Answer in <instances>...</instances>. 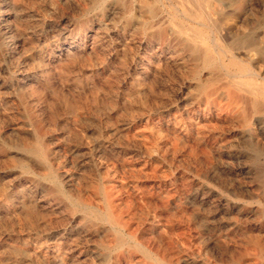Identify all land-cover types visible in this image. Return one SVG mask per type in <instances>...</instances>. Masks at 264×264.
I'll return each mask as SVG.
<instances>
[{"label": "rangeland", "instance_id": "1", "mask_svg": "<svg viewBox=\"0 0 264 264\" xmlns=\"http://www.w3.org/2000/svg\"><path fill=\"white\" fill-rule=\"evenodd\" d=\"M147 1L0 0V264H264V99L256 98L261 111L245 123L227 96L231 89L250 100L240 83L245 79L264 93V0ZM150 7L157 14L152 21ZM203 43L212 71L191 52ZM208 81L212 93L199 87ZM36 147L43 157L26 151ZM114 211L117 221L110 218Z\"/></svg>", "mask_w": 264, "mask_h": 264}, {"label": "bare ground", "instance_id": "2", "mask_svg": "<svg viewBox=\"0 0 264 264\" xmlns=\"http://www.w3.org/2000/svg\"><path fill=\"white\" fill-rule=\"evenodd\" d=\"M29 1V0H28ZM105 1L106 0H94V3L97 5V6H101V5H103L104 3H105ZM147 1V0H146ZM161 1V0H160ZM160 1H159V3H160ZM166 1V0H165ZM186 1V0H185ZM210 1V0H209ZM217 1V0H216ZM138 2V1H137ZM137 2H136V4H137ZM148 2V1H147ZM146 2V3H147ZM178 2V1H177ZM189 2H191V1H189ZM193 2V1H192ZM220 2V1H219ZM120 3V2H119ZM151 3H152V1H151ZM187 3V2H186ZM196 3V2H195ZM202 3V2H201ZM207 3V2H206ZM211 3H213V2H211ZM210 3V4H211ZM109 4V3H108ZM145 4V3H144ZM176 4V3H175ZM191 4V3H190ZM213 4H215V3H213ZM138 5V4H137ZM143 5V3H141V5L140 6H142ZM151 5V4H150ZM192 5V4H191ZM121 6V5H120ZM177 6V5H176ZM187 6V5H186ZM203 6V5H202ZM212 6H214V5H212ZM143 7H144V5H143ZM197 7V6H196ZM201 7V6H200ZM200 7L198 8V9H200ZM216 7V6H215ZM104 8V7H103ZM109 8V7H108ZM113 8V7H112ZM118 8V7H117ZM142 8V7H141ZM188 8V7H187ZM109 9H111V8H109ZM114 9V8H113ZM123 9V8H122ZM144 9V8H143ZM148 9V8H147ZM169 9V8H168ZM118 10H119V8H118ZM173 10H175V9H173ZM185 10V9H184ZM208 10H209V8H208ZM220 10V9H219ZM102 11V10H101ZM115 11V10H114ZM124 11V10H123ZM147 11V10H146ZM211 11V10H210ZM117 12V11H116ZM115 12V13H116ZM122 12V11H121ZM121 12H119V13H121ZM176 12V11H175ZM196 12V11H195ZM202 12V11H201ZM208 12V11H207ZM100 13V12H99ZM104 13V12H103ZM114 13V14H115ZM176 13H178V12H176ZM190 13V12H189ZM29 14V13H28ZM27 14V15H28ZM101 14V13H100ZM99 14V15H100ZM113 14V15H114ZM117 14V13H116ZM122 14V13H121ZM121 14H120V16H121ZM138 14H140V13H138ZM213 14H214V12H213ZM212 14V15H213ZM221 14V13H220ZM95 15V14H94ZM111 15V14H110ZM155 15H157L156 14V10L154 9V8H152V7H150L149 9H148V20H153L154 18H155ZM201 15V14H200ZM200 15H199V18H202V17H204V16H202V17H200ZM133 16V15H132ZM206 16V15H205ZM209 16V15H208ZM92 17V16H91ZM94 17V16H93ZM98 17H100V16H98ZM114 17V20H115V15L113 16ZM144 16H142V18H143ZM197 17H198V14H197ZM214 17V16H213ZM216 17H218V16H216ZM138 18H139V16H138ZM141 18V19H142ZM146 17H144V19H145ZM210 18V17H209ZM94 19V18H93ZM130 19H132V20H134L135 21V18H133V17H130ZM180 19V18H179ZM215 19V18H214ZM107 20V19H106ZM109 20H110V18H109ZM143 20V19H142ZM142 20H141V22H142ZM161 20H162V18H161ZM200 20V19H199ZM198 20V21H199ZM204 20V19H203ZM214 21V20H213ZM107 22V21H106ZM123 22V21H122ZM128 22V21H127ZM133 22V21H132ZM145 22V21H144ZM208 22V21H207ZM219 22V21H218ZM96 23V22H95ZM110 23V22H109ZM156 23V22H155ZM3 24V23H2ZM126 24V23H125ZM133 24V23H132ZM143 24V23H142ZM166 24V23H165ZM193 24V23H192ZM219 24V23H218ZM221 24V23H220ZM241 24V23H240ZM112 25V24H111ZM144 25V24H143ZM158 25V24H157ZM195 25V24H194ZM217 25V24H216ZM215 25V26H216ZM121 25H119V27H120ZM139 26H141V25H139ZM154 26V25H153ZM156 26V25H155ZM164 26V25H163ZM198 26V25H197ZM200 26V25H199ZM203 26V25H202ZM214 26V25H213ZM231 26V25H230ZM107 27V26H106ZM113 27V26H112ZM166 27V26H165ZM201 27V26H200ZM205 27V26H204ZM220 27V26H219ZM222 27L223 26H221L220 28L222 29ZM225 27V26H224ZM223 27V28H224ZM238 27V26H237ZM160 28H162V27H160ZM164 28V27H163ZM214 28V27H213ZM140 30H141V28H139ZM225 29V28H224ZM238 29H239V27H238ZM97 30H99L100 31V29H97ZM130 30V29H129ZM137 31H138V29H136ZM155 30V29H154ZM153 30V31H154ZM159 30V29H158ZM163 30V29H162ZM161 30V31H162ZM165 30V29H164ZM171 30V29H170ZM205 30V29H204ZM209 30V29H208ZM235 30V29H234ZM27 31V30H26ZM95 32H96V30H94ZM105 31V30H104ZM103 31V32H104ZM107 31V30H106ZM105 31V32H106ZM109 31H110V29H109ZM183 31V30H182ZM226 31V30H225ZM228 31H230V30H228ZM239 31V30H238ZM113 32V31H112ZM136 32V31H135ZM204 32V31H203ZM214 32H216V31H214ZM213 32V33H214ZM220 32H221V30H220ZM18 33V32H17ZM16 33V34H17ZM90 33V32H89ZM149 33V32H148ZM175 33L176 32H174V35H175ZM212 33V32H211ZM230 33V32H229ZM20 34V33H19ZM92 34V33H91ZM100 34V33H99ZM109 34V33H108ZM173 34V33H172ZM217 34V33H216ZM96 35H98V34H96ZM122 35V34H121ZM130 35V34H129ZM128 35V36H129ZM177 35V34H176ZM225 35V34H224ZM67 36V35H66ZM103 36H104V34H103ZM146 36V35H145ZM149 36V35H148ZM169 36V35H168ZM182 36V35H181ZM179 37V38H182V37ZM221 36V35H220ZM228 36V35H227ZM21 37H24V36H21ZM61 37V36H60ZM63 37V36H62ZM94 37V36H93ZM122 37H123V35H122ZM134 37H136V36H134ZM142 37V36H141ZM140 37V38H141ZM147 37V36H146ZM173 37V36H172ZM190 37V36H189ZM218 37V36H217ZM91 38V37H90ZM103 38V37H102ZM148 38H150V37H148ZM169 38V37H168ZM184 38V37H183ZM182 38V39H183ZM194 38V37H193ZM222 39H223V37H221ZM229 39H230V37H228ZM228 38H226V40L228 39ZM65 39V38H64ZM87 39V38H86ZM108 39V38H107ZM123 39V38H122ZM207 39V38H206ZM205 39V40H206ZM228 39V40H229ZM23 40V39H22ZM104 40H106V39H104ZM180 40V39H179ZM184 40V39H183ZM223 40H225V38L223 39ZM228 40H227V42H228ZM255 40V39H254ZM253 40V41H254ZM109 41V40H108ZM186 41H187V39H186ZM19 42V41H18ZM73 42V41H72ZM101 42H103V41H101ZM110 42V41H109ZM143 42V41H142ZM142 42H140V44L142 43ZM223 42V41H222ZM225 42V41H224ZM107 43V42H106ZM116 43V42H115ZM182 43V42H181ZM180 43V44H181ZM186 43V42H185ZM198 43H199V41H198ZM214 43V42H213ZM125 44V43H124ZM127 44H128V42H127ZM178 44H179V42H178ZM190 44V43H189ZM215 44V43H214ZM17 45V44H16ZM103 45V44H102ZM111 45V44H110ZM192 45V44H191ZM210 45V44H209ZM19 46V45H18ZM71 46V45H70ZM133 46V45H132ZM188 46V45H187ZM65 47V46H64ZM98 47V46H97ZM126 47V46H125ZM160 47V46H159ZM105 48V47H104ZM123 48H124V46H123ZM88 49V48H87ZM120 49H122V48H120ZM128 49L130 50V48L128 47ZM147 49V48H146ZM153 49V48H152ZM217 49V48H216ZM110 50V49H109ZM126 50V49H125ZM133 50V49H132ZM213 50V49H212ZM222 50V49H221ZM61 51V50H60ZM103 51V50H102ZM108 51V50H107ZM106 51V52H107ZM127 52H128V50H126ZM171 51V50H170ZM81 52V51H80ZM105 52V51H104ZM121 52H124L123 50L121 51ZM188 53H189V51H187ZM191 52H193V54H195L196 56L197 55H201L202 56V64H203V66H205V67H207V68H209V70H213L214 69V67L212 66V64H211V54H210V52H209V50H208V47H207V45H206V43H203V46L202 47H194L193 46V48H192V51ZM180 53V52H179ZM184 53V52H183ZM134 54H136V52L134 53ZM153 54V53H152ZM5 55V54H4ZM90 55V54H89ZM99 55V54H98ZM97 55V57H100V56H98ZM160 55V54H159ZM182 55H184V54H181V56ZM106 56V55H105ZM149 56V55H148ZM188 56V55H187ZM194 56V55H193ZM195 56V57H196ZM200 56V57H201ZM72 57H74V56H72ZM102 57V56H101ZM159 57V56H158ZM179 57V56H178ZM186 57V56H185ZM217 57V56H216ZM244 57H245V55H244ZM3 58V57H2ZM7 58V57H6ZM5 58V59H6ZM76 58H78V57H76ZM80 58V57H79ZM91 58V57H90ZM121 58V57H120ZM134 58V57H133ZM153 58V57H152ZM179 58H181V57H179ZM197 58V57H196ZM246 58V57H245ZM248 58V57H247ZM35 59V58H34ZM85 59V58H84ZM86 59H87V56H86ZM85 59V60H86ZM94 59V58H93ZM118 59V58H117ZM124 59V58H123ZM175 59V58H174ZM187 59V58H186ZM38 60V59H37ZM120 60V59H119ZM132 60V59H131ZM183 60V59H182ZM181 60V61H182ZM192 59H190V61H191ZM246 60V59H245ZM50 61V60H49ZM105 61H106V58H105ZM126 61V60H125ZM179 61V60H178ZM189 61V62H190ZM195 61V60H194ZM199 61V60H198ZM37 62V61H36ZM73 62V61H72ZM79 62V61H78ZM80 62H83V60L82 61H80ZM88 62V61H87ZM87 62H85V63H87ZM90 62V61H89ZM87 63V64H90V63ZM154 62V61H153ZM64 63H66V62H64ZM76 63H77V60H76ZM91 63H92V61H91ZM95 63V62H94ZM121 63V62H120ZM123 63H124V61H123ZM122 63V64H123ZM135 63V62H134ZM62 64V63H61ZM73 64H74V62H73ZM80 63H78V65H79ZM84 64V63H83ZM128 64H129V62H128ZM131 64V63H130ZM147 64V63H146ZM157 64H160V63H157ZM156 64V65H157ZM220 64V63H219ZM49 65V64H48ZM77 65V66H78ZM82 65V64H81ZM103 65V64H102ZM102 65H101V67H102ZM126 65V64H125ZM143 65V64H142ZM155 65V66H156ZM37 66V65H36ZM39 66V65H38ZM42 66H43V64H42ZM88 66V65H87ZM87 66H85V67H87ZM94 66H96V65H94ZM99 66V65H98ZM97 66V67H98ZM146 66V65H145ZM41 67V66H40ZM79 67V66H78ZM91 67V66H90ZM90 67H89V69H90ZM93 67V66H92ZM130 67V66H129ZM134 67V66H133ZM165 67H166V65H165ZM177 67V66H176ZM182 67V66H181ZM200 67V66H199ZM202 67V66H201ZM46 68H48V67H46ZM60 68V67H59ZM82 68V67H81ZM96 68V67H95ZM128 68V67H127ZM138 68V67H137ZM155 68H157V66L155 67ZM162 68H164V67H162ZM185 68H187V67H185ZM195 68V67H194ZM225 68V67H224ZM39 69V68H38ZM45 69V68H44ZM85 69V68H84ZM88 69V70H89ZM159 69V68H158ZM189 69V68H188ZM83 70V69H82ZM145 70V69H144ZM163 70V69H162ZM165 70V69H164ZM174 70V69H173ZM180 70V69H179ZM186 70V69H185ZM93 71V70H92ZM130 71V70H129ZM146 71V70H145ZM148 71V70H147ZM161 71V70H160ZM182 71V70H181ZM189 71V70H188ZM75 72V71H74ZM161 72H163V71H161ZM165 72V71H164ZM175 72V71H174ZM205 72V71H204ZM65 73V72H64ZM101 73V72H100ZM166 73V72H165ZM182 73V72H181ZM62 74H63V72H62ZM107 74V73H106ZM148 74V73H147ZM151 74V73H150ZM206 74V73H205ZM65 75V74H64ZM254 75V74H253ZM92 76V75H91ZM134 76V75H133ZM216 76V75H215ZM41 77H43V76H41ZM109 77V76H108ZM123 77V76H122ZM127 77H128V75H127ZM142 77V76H141ZM199 77V76H198ZM210 77V76H209ZM235 77V76H234ZM244 77V76H243ZM124 78V77H123ZM130 78V77H129ZM134 78V77H133ZM218 78V77H217ZM233 78V77H232ZM245 78V77H244ZM250 78V77H249ZM258 78V77H257ZM137 79H139V77L137 78ZM150 79V78H149ZM202 79V78H201ZM206 79H208V78H206ZM236 79V78H235ZM238 79V78H237ZM261 79V78H260ZM119 80V79H118ZM117 80V81H118ZM121 80V79H120ZM119 80V81H120ZM134 80H135V78H134ZM225 80V79H224ZM238 80H241V79H238ZM103 81H104V79H103ZM112 81V80H111ZM114 81H116V80H114ZM155 81V80H154ZM185 81V80H184ZM144 82V81H143ZM146 82V81H145ZM144 82V83H145ZM202 82V81H201ZM237 82V81H236ZM1 83V82H0ZM104 83V82H103ZM129 83V82H128ZM147 83V82H146ZM156 83V82H155ZM154 83V84H155ZM216 83V82H215ZM220 83V82H219ZM229 83V82H228ZM241 83V85L245 88V90L247 91V93L253 98H251L250 100L246 97V96H242V95H240L241 93L240 92H235V91H233V90H231V89H228L227 90V96L229 97V104H228V106L229 107H231V108H234V109H236L237 110V114L239 115V117H241L244 121H245V123H247L248 122V117H249V114L250 113H258L259 114V112L261 111V108H260V106L257 104V101H256V98H262V99H264V93L262 92V91H259L257 88H255V87H253V81L251 80V79H245V80H243L242 82H240ZM114 84V83H113ZM117 84V83H116ZM124 84V83H123ZM150 84V83H149ZM24 85V84H23ZM108 85V84H107ZM134 85V84H133ZM140 85V84H139ZM214 81H208V82H206V83H199V87H200V89L202 90V91H204L205 93H212L215 89H214ZM22 86V85H21ZM98 86V85H97ZM101 86V85H100ZM99 86V87H100ZM105 86V85H104ZM112 86V85H111ZM146 86H148V85H146ZM152 86V85H151ZM190 86V85H189ZM194 86V85H193ZM231 86V85H230ZM4 87V86H3ZM121 87V86H120ZM136 87V86H135ZM154 87H156V86H154ZM187 87V86H186ZM195 87V86H194ZM225 88H226V86H224ZM227 87H228V85H227ZM113 88V87H112ZM192 88V87H191ZM196 88V87H195ZM230 88H232V87H230ZM18 89V88H17ZM47 89H48V87H47ZM94 89V88H93ZM99 89V88H98ZM104 89V88H103ZM134 89V88H133ZM138 89V88H137ZM140 89V88H139ZM227 89V88H226ZM234 89V88H233ZM91 90V89H90ZM89 90V91H90ZM109 90V89H108ZM190 90V89H189ZM93 91V90H92ZM97 91V90H96ZM134 91V90H133ZM141 91V90H140ZM243 91V90H242ZM18 92V91H17ZM16 92V93H17ZM107 92V91H106ZM112 92V91H111ZM127 93H128V91H126ZM125 92V93H126ZM142 92V91H141ZM147 92V91H146ZM156 92V91H155ZM188 92V91H187ZM194 92V91H193ZM244 92V91H243ZM84 93V92H83ZM99 93V92H98ZM240 93V94H239ZM19 94V93H18ZM111 94V93H110ZM134 94H135V92H134ZM144 94H147V93H144ZM243 94V93H242ZM20 95H23V94H20ZM19 95V96H20ZM95 95V94H94ZM130 95V94H129ZM128 95V96H129ZM147 95H149V94H147ZM79 95H77V97H78ZM83 96V95H82ZM98 96V95H97ZM104 96V95H103ZM109 96V95H108ZM111 96V95H110ZM143 96H145V95H143ZM156 96V95H155ZM201 96V95H200ZM16 97H17V95H16ZM57 97H58V95H57ZM57 97H56V99H57ZM92 97V96H91ZM114 97H115V95H114ZM138 97V96H137ZM220 97V96H219ZM218 97V98H219ZM18 98V97H17ZM16 98V99H17ZM63 98H65V97H63ZM81 98V97H80ZM98 98V97H97ZM101 98V97H100ZM106 98V97H105ZM128 98V97H127ZM135 98V97H134ZM133 98V99H134ZM149 98V97H148ZM148 98L146 99V100H148ZM20 99H22L21 97H20ZM71 99V98H70ZM73 99V98H72ZM82 99V98H81ZM88 99V98H87ZM115 99V98H114ZM114 99H112L113 100V102H116V101H114ZM129 99V98H128ZM74 100V99H73ZM110 100V99H109ZM152 100V99H151ZM156 100H158V99H156ZM208 100V99H207ZM21 101V100H20ZM38 101V100H37ZM56 101V100H55ZM71 101V100H70ZM143 101H145L144 99H143ZM25 102V101H24ZM24 102H22V103H24ZM57 102V101H56ZM55 102V103H56ZM60 102H62V99H61V101ZM69 102V101H68ZM72 102V101H71ZM112 102V101H111ZM146 102V101H145ZM151 102V101H150ZM155 102V101H154ZM158 102V101H157ZM162 102V101H161ZM204 102V101H203ZM206 102V101H205ZM21 103V102H20ZM21 103V104H22ZM37 103H39V102H37ZM54 103V102H53ZM65 103V102H64ZM122 103V102H121ZM192 103V102H191ZM213 103V102H212ZM211 103V104H212ZM216 103V102H215ZM27 104H29V103H26V105ZM49 104V103H48ZM57 104V103H56ZM132 104V103H131ZM143 104H144V102H143ZM160 104V103H159ZM190 104V103H189ZM197 104V103H196ZM201 104V103H200ZM25 104H23V106H24ZM25 105V106H26ZM47 105V104H46ZM72 105V104H71ZM79 105V104H78ZM129 105V104H128ZM133 105V104H132ZM150 105V104H149ZM152 105V104H151ZM193 105V104H192ZM206 105V104H205ZM264 105V104H263ZM2 106V105H1ZM0 106V107H1ZM18 106H19V104H18ZM60 106V105H59ZM62 106V105H61ZM73 106V105H72ZM77 106V105H76ZM75 106V107H76ZM139 106H140V104H139ZM191 106V105H190ZM199 106V105H198ZM201 106V105H200ZM213 106V105H212ZM226 106V105H225ZM48 107V106H47ZM85 106H83L81 109H82V111H83V108H84ZM205 107V106H204ZM224 107V106H223ZM30 108V107H29ZM65 108V107H64ZM142 108H143V106H142ZM151 108V107H150ZM154 108V107H153ZM192 108V107H191ZM198 108V107H197ZM211 108V107H210ZM209 108V109H210ZM28 109V108H27ZM26 109V110H27ZM31 109V108H30ZM37 109V108H36ZM50 109V108H49ZM62 109V108H61ZM61 109H60V111H61ZM79 109V108H78ZM85 109V108H84ZM133 109V108H132ZM141 109V108H140ZM144 109V108H143ZM146 109H147V107H146ZM145 109V110H146ZM190 109V108H189ZM193 109V108H192ZM196 109V108H195ZM203 109V108H202ZM213 109V108H212ZM32 110V109H31ZM42 110H44V109H42ZM208 110V109H207ZM219 110V109H218ZM221 110V109H220ZM38 111V110H37ZM81 111V112H82ZM191 111V110H190ZM225 111H227V110H225ZM28 112V111H27ZM140 112H143L142 111V109H141V111ZM202 112V111H201ZM232 112V111H231ZM18 113V112H17ZM30 113H32V111L30 112ZM37 113V112H36ZM51 113H53V112H51ZM65 113V112H64ZM85 113V112H84ZM115 113V112H114ZM133 113V112H132ZM200 113V112H199ZM204 113V112H203ZM202 113V114H203ZM207 113V112H206ZM223 113V112H222ZM221 113V114H222ZM38 114V113H37ZM42 114V113H41ZM61 114V113H60ZM59 114V115H60ZM189 114V113H188ZM197 114V113H196ZM195 114V115H196ZM208 114V113H207ZM215 114H217V113H215ZM218 114H219V112H218ZM261 114V113H260ZM21 115V114H20ZM26 115V114H25ZM33 115V114H32ZM84 115V114H83ZM111 115V114H110ZM210 115V114H209ZM29 116H31V114L29 115ZM35 116H37V115H35ZM40 116V115H39ZM70 116V115H69ZM136 116V115H135ZM190 116H192V115H190ZM190 116L188 115V117H189V119H190ZM206 116V115H205ZM224 116V115H223ZM20 117V116H19ZM32 117V116H31ZM49 117V116H48ZM53 118H54V116H52ZM79 117V116H78ZM83 117V116H82ZM179 117V116H178ZM217 117V116H216ZM21 118V117H20ZM23 118V117H22ZM21 118V121L23 120ZM37 118V117H36ZM35 118V119H36ZM67 118V117H66ZM76 118V117H75ZM80 118V117H79ZM83 118H85V117H83ZM82 118V119H83ZM110 118V117H109ZM195 118V117H194ZM200 118V117H199ZM201 118H203V117H201ZM205 118H207V117H205ZM25 119V118H24ZM29 119V118H28ZM34 119V118H33ZM38 119H39V117H38ZM62 119V118H61ZM68 119V118H67ZM73 119V118H72ZM178 119V118H177ZM225 119V118H224ZM240 119V118H239ZM45 120V119H44ZM50 119H48V121H49ZM58 120V119H57ZM71 120V119H70ZM76 120V119H75ZM85 120V119H84ZM111 120V119H110ZM179 120H181V119H179ZM230 120V119H229ZM20 121V120H19ZM31 121H32V119H31ZM64 121V120H63ZM77 121V120H76ZM124 121V120H123ZM202 121V120H201ZM210 121V120H209ZM221 121H222V119H221ZM241 121V120H240ZM37 122V121H36ZM35 122V123H36ZM40 122H42V121H40ZM44 122V121H43ZM59 122V121H58ZM78 122V121H77ZM83 122V121H82ZM118 122V121H117ZM121 122V121H120ZM168 122V121H167ZM176 122V121H175ZM224 122V121H223ZM29 123H31V122H29ZM39 123V122H38ZM53 123V122H52ZM131 123V122H130ZM140 123V122H139ZM147 123H148V121H147ZM163 123V122H162ZM168 123H170V122H168ZM209 123V122H208ZM260 123H262V122H260ZM19 124V123H18ZM32 124H34V122L32 123ZM67 124V123H66ZM80 124V123H79ZM83 124H85V123H83ZM126 124V123H125ZM137 124V123H136ZM176 124V123H175ZM196 124H198V123H196ZM216 124V123H215ZM223 124V123H222ZM232 124V123H231ZM16 125V124H15ZM14 125V126H15ZM22 125H26V124H22ZM38 125V124H37ZM149 125V124H148ZM178 125V124H177ZM204 125V124H203ZM225 125H226V123H225ZM247 125V124H246ZM17 126V125H16ZM36 126V125H35ZM39 126V125H38ZM67 126V125H66ZM76 126V125H75ZM78 127H79V125H77ZM128 126V125H127ZM130 126V125H129ZM155 126V125H154ZM164 126V125H163ZM173 126H174V124H173ZM192 126V125H191ZM207 126H208V124H207ZM227 126V125H226ZM235 126H236V124H235ZM240 126V125H239ZM238 126V127H239ZM24 127V126H23ZM34 127V126H33ZM37 127V126H36ZM84 127H86V124H85V126ZM118 127V126H117ZM125 127V126H124ZM134 127V126H133ZM149 127H151V126H149ZM160 127V126H159ZM194 127V126H193ZM210 127V126H209ZM209 127H207L206 129H211V128H209ZM223 127V126H222ZM225 127V126H224ZM26 128V127H25ZM39 128H41V126L39 127ZM120 128V127H119ZM146 128V127H145ZM188 128H190V127H188ZM197 128H199V126H197L196 127V129ZM216 128H218V125H217V127ZM229 128V127H228ZM20 129H22V128H20ZM24 129V128H23ZM83 129H85V128H83ZM118 128H116V130H117ZM126 129V128H125ZM141 129V128H140ZM154 129V128H153ZM162 129V128H161ZM181 129H184V128H182L181 127ZM193 129V128H192ZM203 129V128H202ZM201 129V130H202ZM221 129V128H220ZM27 130V129H26ZM93 130V129H92ZM128 130V129H127ZM145 130V129H144ZM165 130V129H164ZM167 130V129H166ZM170 130V129H169ZM185 130V129H184ZM187 130V129H186ZM189 130V129H188ZM216 129L214 128V130H211V131H215ZM218 130V129H217ZM222 130H223V128H222ZM229 130V129H228ZM231 130V129H230ZM256 130V129H255ZM16 131V130H15ZM24 131V130H23ZM44 131V130H43ZM137 131H138V129H137ZM162 131V130H161ZM196 131V130H195ZM202 131H204V130H202ZM224 131V130H223ZM254 131V130H253ZM259 131V130H258ZM13 132V131H12ZM18 132V131H17ZM36 132V131H35ZM40 132H41V130H40ZM111 132V131H110ZM134 132V131H133ZM160 132V131H159ZM163 132V131H162ZM180 132V131H179ZM181 132H182V130H181ZM190 132V131H189ZM192 132H193V130H192ZM198 132H200V131H198ZM206 132H208V131H206ZM248 132V131H247ZM48 133V132H47ZM92 133V132H91ZM121 133V132H120ZM126 134H127V132H125ZM130 133H131V131H130ZM142 133V132H141ZM146 133V132H145ZM173 133V132H172ZM177 133V132H176ZM196 133V132H195ZM201 133V132H200ZM215 133V132H214ZM256 133V132H255ZM263 133H264V131H263ZM14 134V133H13ZM22 134V133H21ZM38 134V133H37ZM89 134V133H88ZM93 134V133H92ZM108 134V133H107ZM133 134V133H132ZM181 134V133H180ZM184 134V133H183ZM192 134V133H191ZM213 134V133H212ZM216 134V133H215ZM232 134V133H231ZM66 135V134H65ZM106 135V134H105ZM167 135V134H166ZM171 135V134H170ZM178 135H179V133H178ZM182 135V134H181ZM234 135V134H233ZM233 135H231V136H233ZM237 135V134H236ZM260 135V134H259ZM30 136V135H29ZM32 136V135H31ZM39 136V135H38ZM42 136V135H41ZM146 136H147V134H146ZM175 136V135H174ZM185 136H187V135H185ZM193 136V135H192ZM196 136H198L197 134H196ZM200 136V135H199ZM198 136V137H199ZM213 136V135H212ZM218 136V135H217ZM229 136V135H228ZM248 136H250V135H248ZM59 137V136H58ZM129 137V136H128ZM132 137V136H131ZM130 137V138H131ZM157 137V136H156ZM220 137H222V136H220ZM236 137V136H235ZM238 137V136H237ZM262 137V136H261ZM17 138V137H16ZM25 138V137H24ZM33 138V137H32ZM52 138H53V136H52ZM57 138V137H56ZM138 138V137H137ZM142 138V137H141ZM149 138V137H148ZM176 138V137H175ZM180 138V137H179ZM204 138V137H203ZM208 138V137H207ZM224 138V137H223ZM228 138V137H227ZM255 138H257L256 136H255ZM62 139V138H61ZM145 139H147V138H145ZM151 139V138H150ZM157 139V138H156ZM155 139V140H156ZM199 139H201V138H199ZM219 139V138H218ZM217 139V140H218ZM229 139V138H228ZM13 140H14V138H13ZM160 140V139H159ZM162 140V139H161ZM195 140V139H194ZM255 140H257V139H255ZM254 140V141H255ZM259 140V139H258ZM261 140V139H260ZM51 141V140H50ZM103 141V140H102ZM111 141V140H110ZM122 141V140H121ZM140 141V140H139ZM162 141H164V140H162ZM166 141V140H165ZM184 141V140H183ZM198 141V140H197ZM253 141V140H252ZM22 142V141H21ZM29 142H31V141H29ZM28 142V143H29ZM55 142V141H54ZM57 142H59V141H57ZM209 142V141H208ZM226 142V141H225ZM225 142H223V143H225ZM260 142V141H259ZM13 143V142H12ZM17 143H19L18 141H17ZM83 143V142H82ZM123 143V142H122ZM223 143H221V145L223 144ZM24 144V143H23ZM34 144H36V143H34ZM88 144V143H87ZM91 144V143H90ZM133 144V143H132ZM145 144V143H144ZM151 144V143H150ZM164 144H165V142H164ZM172 144V143H171ZM189 144V143H188ZM191 144V143H190ZM202 144V143H201ZM22 145V144H21ZM59 145V144H58ZM62 145V144H61ZM94 145H96V144H94ZM93 145V146H94ZM99 145V144H98ZM124 145V144H123ZM127 145V144H126ZM146 145H147V143H146ZM158 145H159V143H158ZM166 145V144H165ZM168 145V144H167ZM203 145H204V143H203ZM220 145V144H219ZM16 146V145H15ZM42 146H44V145H42ZM55 146V145H54ZM73 146V145H72ZM92 146V147H93ZM114 146V145H113ZM116 146V145H115ZM117 146H118V144H117ZM129 146V145H128ZM144 146V145H143ZM162 146V145H161ZM170 146V145H169ZM192 146V145H191ZM201 146V145H200ZM210 146V145H209ZM52 147V146H51ZM66 147V146H65ZM106 147V146H105ZM123 147V146H122ZM126 147V146H125ZM130 147V146H129ZM152 147V146H151ZM158 147V146H157ZM156 147V148H157ZM160 147V146H159ZM165 147H167V146H165ZM197 147V146H196ZM88 148V147H87ZM98 148V147H97ZM108 148H110V147H108ZM113 148V147H112ZM121 148V147H120ZM133 148V147H132ZM148 148V147H147ZM155 148V147H154ZM162 148V147H161ZM190 148V147H189ZM192 148V147H191ZM194 148V147H193ZM216 148V147H215ZM214 148V149H215ZM89 149V148H88ZM92 149V148H91ZM95 149H96V147H95ZM105 149V148H104ZM103 149V150H104ZM122 149V148H121ZM125 149V148H124ZM152 149V148H151ZM165 149V148H164ZM173 149V148H172ZM205 149V148H204ZM211 149V148H210ZM218 149V148H217ZM217 149H216V151H217ZM223 149V148H222ZM66 150V149H65ZM72 150V149H71ZM76 150V149H75ZM78 150V149H77ZM93 150V149H92ZM91 150V151H92ZM101 150V149H100ZM117 150H118V148H117ZM128 150V149H127ZM150 150V149H149ZM148 150V152L147 153H149V152H151V150L149 151ZM158 150H159V148H158ZM171 150V149H170ZM178 150V149H177ZM10 151H11V149H10ZM13 151V150H12ZM16 151H18V150H16ZM28 153H30V154H33V155H40L41 157H43V154H42V152L39 150V149H37V147L36 148H27V150H26ZM68 151V150H67ZM66 151V152H67ZM89 151V150H88ZM106 151H107V149H106ZM125 151V150H124ZM130 151V150H129ZM133 151V150H132ZM147 151V150H146ZM154 151V150H153ZM160 151H165V150H160ZM174 151V150H173ZM172 151V152H173ZM186 151V150H185ZM199 151H202V150H199ZM210 151V150H209ZM222 151V150H221ZM80 152V151H79ZM105 152V151H104ZM110 152V151H109ZM157 152V151H156ZM167 152V151H166ZM177 152V151H176ZM180 152H182V151H180ZM198 152V151H197ZM205 152V151H204ZM203 152V153H204ZM212 152H214V151H212ZM71 153V152H70ZM73 153V152H72ZM75 153V152H74ZM83 153H84V151H83ZM98 153H100V152H98ZM153 153V152H152ZM165 153V152H164ZM169 153H171V151L169 152ZM211 153V152H210ZM3 154V153H2ZM5 154V153H4ZM15 154V153H14ZM54 154V153H53ZM67 154V153H66ZM66 154H64V155H66ZM76 154H78V153H76ZM87 154V153H86ZM91 154V153H90ZM94 154H95V152H94ZM107 154V153H106ZM122 154V153H121ZM177 154V153H176ZM180 154V153H179ZM200 154V153H199ZM213 154V153H212ZM224 154V153H223ZM11 155V154H10ZM13 155V154H12ZM27 155V154H26ZM46 155H48V152H47V154ZM102 155V154H101ZM101 155H100V157H101ZM104 155V154H103ZM133 155V154H132ZM165 155V154H164ZM167 155V154H166ZM170 155V154H169ZM178 155V154H177ZM198 155V154H197ZM216 155V154H215ZM57 156H59L58 154H57ZM75 156V155H74ZM84 156H86L85 154H84ZM83 156V157H84ZM110 156H112V155H110ZM121 156V155H120ZM131 156V155H130ZM129 156V157H130ZM162 156V155H161ZM223 156V155H222ZM7 157H9V156H7ZM67 157V156H66ZM73 157V156H72ZM99 157V156H98ZM115 157V156H114ZM122 157V156H121ZM131 157H135V156H131ZM131 157H130V160H131ZM149 157V156H148ZM168 157V156H167ZM183 157V156H182ZM187 157H188V154H187ZM6 158V157H5ZM30 158V157H29ZM57 158V157H56ZM60 158H62V157H60ZM71 158V157H70ZM105 158V157H104ZM117 158V157H116ZM128 158V157H127ZM173 158V157H172ZM64 158H62V160H63ZM66 159V158H65ZM72 159V158H71ZM75 159V158H74ZM117 159H119V158H117ZM121 159V158H120ZM119 159V160H120ZM123 159V158H122ZM121 159V160H122ZM129 159V158H128ZM164 159H167L166 157L164 158ZM219 159V158H218ZM220 159H222V158H220ZM228 159V158H227ZM231 159V158H230ZM28 160V159H27ZM57 160V159H56ZM73 160V159H72ZM87 160V159H86ZM148 160V159H147ZM9 161V160H8ZM33 161H34V159H33ZM37 161V160H36ZM59 161H61V160H59ZM69 161V160H68ZM83 161H84V159H83ZM98 161V160H97ZM125 161V160H124ZM127 161H129V160H127ZM146 161V160H145ZM37 162H39V161H37ZM86 162V161H85ZM96 162V161H95ZM152 162V161H151ZM154 162V161H153ZM10 163V162H9ZM27 163H28V161H27ZM33 163V162H32ZM65 163V162H64ZM69 163V162H68ZM76 163V162H75ZM118 163V162H117ZM121 163V162H120ZM123 163V162H122ZM131 163V162H130ZM135 162H133V164H134ZM147 163V162H146ZM30 164V163H29ZM28 164V165H29ZM98 164V163H97ZM100 164V163H99ZM145 164V163H144ZM31 165H33V164H31ZM31 165H29V166H31ZM54 165V164H53ZM56 165V164H55ZM81 165V164H80ZM146 165V164H145ZM149 165V164H148ZM71 166V165H70ZM106 166V165H105ZM112 166V165H111ZM144 166V165H143ZM55 167V166H54ZM76 167V166H75ZM98 167V166H97ZM131 167V166H130ZM36 168H37V166H36ZM65 168V167H64ZM80 168V167H79ZM78 168V169H79ZM86 168V167H85ZM90 168V167H89ZM103 168V167H102ZM106 168V167H105ZM37 169H39V168H37ZM41 169V168H40ZM87 169V168H86ZM107 169V168H106ZM112 169V168H111ZM71 170V169H70ZM90 170V169H89ZM108 170V169H107ZM65 171V170H64ZM69 171V170H68ZM68 171H66V172H68ZM83 171V170H82ZM15 172V171H14ZM36 172V171H35ZM40 172V171H39ZM42 172V171H41ZM63 172V171H62ZM72 172V171H71ZM75 172V171H74ZM73 172V173H74ZM77 172V171H76ZM86 172V171H85ZM70 173V172H69ZM19 174V173H18ZM71 174V173H70ZM108 174V173H107ZM16 175V174H15ZM68 175V174H67ZM78 175V174H77ZM83 175V174H82ZM176 175H178V174H176ZM186 175V174H185ZM71 176H73V175H71ZM14 177V176H13ZM16 177V176H15ZM64 177V176H63ZM75 177V176H74ZM177 177V176H176ZM187 177V176H186ZM24 178V177H23ZM76 179H77V177H75ZM182 178V177H181ZM21 179V178H20ZM67 179V178H66ZM75 179V180H76ZM168 179V178H167ZM184 179V178H183ZM188 179V178H187ZM60 180H61V178H60ZM71 180V179H70ZM74 180V181H75ZM78 181H80L79 179H77ZM182 180V179H181ZM69 181V180H68ZM106 181H107V178H106ZM165 181V180H164ZM177 181V180H176ZM18 182V181H17ZM72 182V181H71ZM32 183V182H31ZM37 183V182H36ZM35 183V184H36ZM82 183V182H81ZM171 183V182H170ZM180 183V182H179ZM187 183V182H186ZM43 184V183H42ZM69 184V183H68ZM71 184V183H70ZM69 184V185H70ZM76 184V183H75ZM157 184V183H156ZM161 184V183H160ZM188 184V183H187ZM192 184V183H191ZM31 186H32V184H30ZM34 185V184H33ZM59 185V184H58ZM81 185H83V183L81 184ZM84 185H86V184H84ZM175 185V184H174ZM180 185V184H179ZM186 185V184H185ZM193 185V184H192ZM195 185V184H194ZM198 185V184H197ZM41 186V185H40ZM71 186V185H70ZM87 186V185H86ZM85 186V187H86ZM108 186V185H107ZM187 186V185H186ZM50 187V186H49ZM66 187V186H65ZM67 187L68 188H66V189H70L69 188V186L67 185ZM75 187V186H74ZM81 187V186H80ZM165 187V186H164ZM179 187V186H178ZM177 187V188H178ZM189 187V186H188ZM187 187V188H188ZM198 187V186H197ZM37 188V187H36ZM77 188V187H76ZM107 188V187H106ZM153 188V187H152ZM158 188V187H157ZM156 188V189H157ZM175 188V187H174ZM39 189V188H38ZM107 189H109V188H107ZM151 189V188H150ZM159 189H160V187H159ZM179 189V188H178ZM189 189V188H188ZM204 189V188H203ZM26 190V189H25ZM65 190V189H64ZM74 190V189H73ZM82 190V189H81ZM111 190V189H110ZM152 190V189H151ZM199 190V189H198ZM18 191V190H17ZM16 191V192H17ZM22 191V190H21ZM168 191H170V190H168ZM196 191V190H195ZM20 192V191H19ZM148 192V191H147ZM159 192V191H158ZM157 192V193H158ZM177 192V191H176ZM197 192V191H196ZM38 193V192H37ZM143 193V192H142ZM161 193V192H160ZM75 194V193H74ZM73 194V195H74ZM90 194V193H89ZM93 194V193H92ZM141 194V193H140ZM176 194V193H175ZM179 194V193H178ZM182 194V193H181ZM76 195V194H75ZM91 195V194H90ZM90 195H87V196H90ZM113 195V194H112ZM177 195V194H176ZM39 196V195H38ZM111 196V195H110ZM146 196V195H145ZM145 196H144V198H145ZM152 196V195H151ZM165 196V195H164ZM163 196V197H164ZM199 196V195H198ZM20 197V196H19ZM56 197V196H55ZM96 197V196H95ZM107 197V196H106ZM181 197V196H180ZM183 197V196H182ZM202 197H203V194H202ZM11 198V197H10ZM29 198V197H28ZM80 198V197H79ZM82 198H85V197H82ZM174 198V197H173ZM208 198V197H207ZM57 199H59V198H57ZM66 199V198H65ZM64 199V200H65ZM187 199H189V198H187ZM68 200H69V198H68ZM94 200V199H93ZM108 200H110V199H108ZM170 200H172V199H170ZM201 200V199H200ZM203 200V199H202ZM107 201V200H106ZM112 201V200H111ZM111 201H110V203H111ZM141 201H142V199H141ZM184 201V200H183ZM186 201V200H185ZM23 202V201H22ZM56 202V201H55ZM175 202H176V200H175ZM194 202V201H193ZM24 203V202H23ZM57 203V202H56ZM64 203V202H63ZM93 203V202H92ZM94 203H96V201L94 202ZM120 202L118 201V204H119ZM182 203V202H181ZM188 203V202H187ZM200 203V202H199ZM67 204V203H66ZM86 204V203H85ZM122 204V203H121ZM146 204V203H145ZM190 204V203H189ZM192 204V203H191ZM201 204V203H200ZM22 205V204H21ZM42 205V204H41ZM44 205V204H43ZM95 205V204H94ZM110 205V204H109ZM165 205H167V204H165ZM195 205V204H194ZM28 206V205H27ZM30 206V205H29ZM31 206H32V204H31ZM120 206V205H119ZM169 206H171V205H169ZM187 206V205H186ZM17 207V206H16ZM15 207V208H16ZM20 207V206H19ZM72 207V206H71ZM95 207V206H94ZM98 207V206H97ZM97 207H95V208H97ZM114 207V206H113ZM176 207V206H175ZM188 207V206H187ZM119 208V207H118ZM169 208V207H168ZM56 209V208H55ZM63 209V208H62ZM110 209V208H109ZM124 209V208H123ZM179 209V208H178ZM24 210V209H23ZM117 210H119L120 211V209H117ZM122 210V209H121ZM127 210V209H126ZM125 210V211H126ZM113 211V210H112ZM118 211V212H119ZM165 211V210H164ZM185 211V210H184ZM39 212V211H38ZM69 212V211H68ZM97 212V211H96ZM115 212V211H114ZM178 212H179V210H178ZM14 213V212H13ZM17 213V212H16ZM18 213H19V211H18ZM26 213H27V211H26ZM111 213V216H110V218L111 219H114L115 221H117L118 220V216H116L118 213H117V211L115 212V215L112 213V212H110ZM117 213V214H116ZM121 213H122V211L119 213L120 215H121ZM171 213V212H170ZM181 213V212H180ZM28 214V213H27ZM26 214V215H27ZM41 214V213H40ZM51 214V213H50ZM68 214V213H67ZM69 214H71V212L69 213ZM95 214V213H94ZM127 214V213H126ZM176 214V213H175ZM30 215V214H29ZM32 215V214H31ZM54 215V214H53ZM62 215V214H61ZM131 215V214H130ZM130 215H128V216H130ZM13 216V215H12ZM19 216V215H18ZM63 216H65V215H63ZM62 216V217H63ZM97 216V215H96ZM128 216H127V218H128ZM171 216V215H170ZM24 217V216H23ZM31 217V216H30ZM34 217V216H33ZM36 217V216H35ZM48 217H49V215H48ZM48 217H45V218H48ZM50 217H51V215H50ZM56 217H58V216H56ZM66 217V216H65ZM27 218H28V216H27ZM44 218V219H45ZM74 218V217H73ZM82 218V217H81ZM170 218V217H169ZM18 219V218H17ZM16 219V220H17ZM31 219H33V218H31ZM80 219V218H79ZM101 219V218H100ZM121 219V218H120ZM70 220V219H69ZM81 220V219H80ZM79 220V221H80ZM82 220H83V218H82ZM175 220V219H174ZM50 221V220H49ZM52 221V220H51ZM68 221V220H67ZM66 221V222H67ZM166 221V220H165ZM19 222H21V221H19ZM47 222V219H46V221H45V223ZM57 222H59V221H57ZM99 222V221H98ZM137 222V221H136ZM144 222V221H143ZM170 222V221H169ZM35 223V222H34ZM41 223V222H40ZM60 223H62V222H60ZM60 223H58V224H60ZM126 223V222H125ZM128 223V222H127ZM126 223V224H127ZM167 223H168V221H167ZM173 223V222H172ZM17 224V223H16ZM25 225H27L26 223H24ZM38 224V223H37ZM54 224H55V222H54ZM71 224V223H70ZM128 224H130V223H128ZM136 224V223H135ZM158 224V223H157ZM36 225V224H35ZM39 225H41V224H39ZM49 225V224H48ZM53 225V224H52ZM65 224L63 223V226H64ZM82 225V224H81ZM84 225V224H83ZM175 225V224H174ZM11 226H13V224L11 225ZM22 225H20V227H21ZM38 226V225H37ZM36 226V227H37ZM50 226V225H49ZM56 226V225H55ZM59 226H61V225H59ZM62 226V227H63ZM88 226V225H87ZM128 226H130V225H128ZM127 226V227H128ZM133 226V225H132ZM155 226V225H154ZM168 226H172V225H168ZM17 227V226H16ZM18 227H19V223H18ZM19 227V228H20ZM23 227V226H22ZM27 227V226H26ZM42 227H44V226H42ZM46 227V226H45ZM58 227V226H57ZM67 227V226H66ZM72 227V226H71ZM75 227V226H74ZM77 227V226H76ZM136 227V226H135ZM158 227V226H157ZM176 227V226H175ZM178 227V226H177ZM12 228V227H11ZM28 228V227H27ZM53 228V227H52ZM51 228V229H52ZM61 228V227H60ZM85 228V227H84ZM88 228H89V226H88ZM133 228V227H132ZM131 228V229H132ZM17 229V228H16ZM23 229V228H22ZM37 229H38V227H37ZM50 229V228H49ZM87 229V228H86ZM102 229V228H101ZM128 229V228H127ZM136 229V228H135ZM140 229V228H139ZM176 229V228H175ZM14 230V229H13ZM40 230H42V229H40ZM57 230V229H56ZM59 230H61V229H59ZM68 230V229H67ZM85 230V229H84ZM106 230V229H105ZM125 230H126V228H125ZM11 231V230H10ZM21 231V230H20ZM20 231H18L19 233H20ZM39 231V230H38ZM45 231V230H44ZM48 231V230H47ZM63 231V230H62ZM99 231H101V230H99ZM132 231V230H131ZM131 231H130V234H131ZM134 231V230H133ZM139 231V230H138ZM16 231H14V233H15ZM28 232V231H27ZM37 232V231H36ZM171 232H172V230H171ZM14 233H13V235H14ZM32 233V232H31ZM52 233V232H51ZM64 233V232H63ZM66 233H67V231H66ZM135 233V232H134ZM134 233H132V234H134ZM30 233H28V235H29ZM41 234V233H40ZM79 234V233H78ZM95 234V233H94ZM107 234V233H106ZM127 234V233H126ZM136 234V233H135ZM185 234V233H184ZM36 235V234H35ZM34 235V236H35ZM47 235V234H46ZM50 235H52V234H50ZM54 235V234H53ZM110 235H111V233H110ZM128 235V234H127ZM187 235V234H186ZM33 236V237H34ZM37 236V235H36ZM45 236V235H44ZM58 236V235H57ZM65 236V235H64ZM82 236V235H81ZM81 236H79V237H81ZM85 236V235H84ZM92 236V235H91ZM96 236H97V234H96ZM104 236V235H103ZM112 236V235H111ZM14 237V236H13ZM12 236H11V238H13ZM22 237V236H21ZM23 237H25V236H23ZM29 237V236H28ZM27 237V238H28ZM59 237V236H58ZM89 237V236H88ZM53 238V237H52ZM101 238V237H100ZM186 238V237H185ZM26 239V238H25ZM36 239V238H35ZM75 239V238H74ZM73 239V240H74ZM86 239V238H85ZM84 239V240H85ZM103 239V238H102ZM104 239H107V238H105L104 237ZM260 239V238H259ZM24 240V239H23ZM43 240V239H42ZM64 240V239H63ZM81 240V239H80ZM90 240V239H89ZM139 240V239H138ZM38 241V240H37ZM47 241V240H46ZM79 241V240H78ZM86 241V240H85ZM84 241V242H85ZM137 241V240H136ZM256 241V240H255ZM32 242V241H31ZM49 242V241H48ZM52 242V241H51ZM55 242V241H54ZM53 242V243H54ZM76 242V241H75ZM80 242V241H79ZM81 242H83L82 240H81ZM105 242V241H104ZM104 242H103V244H104ZM140 242V241H139ZM172 242V241H171ZM258 242H260L259 240H258ZM262 242V241H261ZM5 243V242H4ZM38 243V242H37ZM50 243V242H49ZM57 243V242H56ZM60 243V242H59ZM63 243V242H62ZM109 243V242H108ZM170 243V242H169ZM257 243V242H256ZM24 244H25V242H24ZM45 244H48V243H45ZM73 244V243H72ZM86 244V243H85ZM107 244V243H106ZM114 244V243H113ZM140 244V243H139ZM171 244V243H170ZM17 245V244H16ZM20 245H22V244H20ZM30 245V244H29ZM32 245V244H31ZM37 245V244H36ZM35 245V246H36ZM50 245V244H49ZM51 245H53V244H51ZM61 245V244H60ZM70 245V243H68V246ZM161 246H162V244H160ZM261 245V244H260ZM18 246V245H17ZM16 246V247H17ZM33 246H34V244H33ZM45 246V245H44ZM43 245H42V247H44ZM82 246V245H81ZM80 246V247H81ZM107 246H108V244H107ZM112 246V245H111ZM9 247V246H8ZM21 247V246H20ZM47 247V246H46ZM110 247V246H109ZM18 248V247H17ZM24 248V247H23ZM22 248V249H23ZM34 248H36V247H34ZM52 249V248H51ZM74 249V248H73ZM170 249V248H169ZM260 249V248H259ZM261 249H263L262 247H261ZM15 250V249H14ZM18 250H21V249H18ZM24 251L26 250V249H23ZM29 250H30V246H29ZM39 250V249H38ZM48 250V249H47ZM59 250V249H58ZM63 250V249H62ZM149 250V249H148ZM157 250H161V249H157ZM162 250H163V247H162ZM161 250V251H162ZM165 250H166V248H165ZM170 250H173V249H170ZM50 251V250H49ZM54 251H57V249L56 250H53V252ZM71 251V250H70ZM125 251V250H124ZM150 251V250H149ZM167 251V250H166ZM12 252V251H11ZM15 252V251H14ZM16 252H17V249H16ZM61 252V251H60ZM87 252V251H86ZM93 252H95V251H93ZM130 252V251H129ZM128 252V253H129ZM133 252V250L131 251V253ZM151 252V251H150ZM158 252V251H157ZM160 252V251H159ZM170 252V251H169ZM29 253V252H28ZM31 253V252H30ZM33 253V252H32ZM83 253V252H82ZM155 253V252H154ZM34 254H35V252H34ZM44 254V253H43ZM91 254V253H90ZM124 254V253H123ZM126 254V253H125ZM145 254V253H144ZM160 254H161V252H160ZM163 254H165V255H167L168 254V252H167V254L166 253H164L163 252ZM176 254V253H175ZM30 255V254H29ZM37 255V254H36ZM39 255H40V253H39ZM46 255V254H45ZM44 255V256H45ZM78 255H80V254H78ZM121 255V254H120ZM143 255V254H142ZM262 255H263V252H262ZM38 256V255H37ZM46 256H48V255H46ZM51 256V255H50ZM55 256V255H54ZM59 256V255H58ZM69 256V255H68ZM90 256V255H89ZM129 256V255H128ZM135 256V255H134ZM164 255H162V257H163ZM177 256V255H176ZM255 256H256V254H255ZM261 256V255H260ZM17 257H21V256H18V253H17ZM88 257V256H87ZM123 257H125V255L123 256ZM137 257V256H136ZM144 257V256H143ZM168 257V256H167ZM170 257V256H169ZM168 257V258H169ZM182 257V256H181ZM186 257V256H185ZM263 257V256H262ZM261 257V258H262ZM15 258V257H14ZM31 258H32V256H31ZM41 258V257H40ZM77 258V257H76ZM93 258V257H92ZM94 258H95V255H94ZM161 258V257H160ZM175 258V257H174ZM258 258H259V256H258ZM17 259V258H16ZM16 259H15V262H16ZM119 259V258H118ZM129 259V258H128ZM137 259V258H136ZM162 259V258H161ZM177 259V258H176ZM175 259V260H176ZM185 259V258H184ZM263 259H264V257H263ZM23 260H25V259H22V261ZM31 260V259H30ZM35 260V259H34ZM41 260H42V258H41ZM79 260V259H78ZM139 260V259H138ZM142 260V259H141ZM141 260L139 261V262H141ZM165 260V259H164ZM170 260V259H169ZM171 260H172V258H171ZM181 260H182V258H181ZM19 261V260H18ZM56 261V260H55ZM64 261V260H63ZM137 260H135V262H136ZM143 261V260H142ZM254 261V260H253ZM39 262V261H38ZM61 262V261H60ZM65 262V261H64ZM63 262V263H64ZM76 262V261H75ZM79 262V261H78ZM116 262V261H115ZM135 262H134V264H135ZM145 262V261H144ZM167 262V261H166ZM182 262H183V260H182ZM256 262V261H255ZM254 262V263H255ZM19 263V262H18ZM31 263V262H30ZM35 263V262H34ZM171 263V262H170ZM173 263V262H172ZM245 264H246V262H244ZM243 263V264H244ZM248 263V262H247ZM252 263V262H251ZM15 264V263H14ZM20 264V263H19ZM25 264H26V262H25ZM36 264H37V262H36ZM39 264V263H38ZM140 264V263H139ZM143 264V263H142ZM158 264V263H157ZM237 264V263H236ZM248 264H250V263H248ZM256 264H258V262L256 263Z\"/></svg>", "mask_w": 264, "mask_h": 264}]
</instances>
